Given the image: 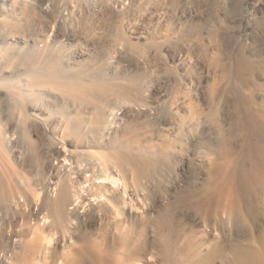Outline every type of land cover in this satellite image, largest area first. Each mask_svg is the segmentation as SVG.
Wrapping results in <instances>:
<instances>
[{
  "label": "bare ground",
  "instance_id": "1",
  "mask_svg": "<svg viewBox=\"0 0 264 264\" xmlns=\"http://www.w3.org/2000/svg\"><path fill=\"white\" fill-rule=\"evenodd\" d=\"M21 1L0 0V103L15 111L30 107L45 124L44 98L72 101L91 105L97 119L111 122L120 112L107 106L109 93L120 110L149 115L157 128L132 119L106 148L122 152L124 165L117 152L113 160L102 159L97 175L79 182L59 175L36 189L9 156L14 148L24 151L22 122L16 116L7 123L0 106V264H180L204 245L206 252L193 264H264V227L253 230L264 220V55H248L241 47L220 50L219 25L203 32L199 23H168L157 39L135 38L145 42L134 52L143 69L133 86L106 89L111 79L100 77L94 93L69 80L59 42L31 43L18 31ZM141 1L128 8H141ZM160 8L181 14L173 3ZM114 39L130 45L122 34ZM165 46L176 47L177 65L168 64ZM18 51L23 59L16 63ZM35 65L44 67L35 71ZM158 82L159 98L148 105L145 93ZM179 168L194 178L176 173V185H169ZM22 201L32 209L27 219L17 215ZM88 210L92 215L73 237V216ZM113 227L120 236L113 237ZM51 234H60L59 256L50 251Z\"/></svg>",
  "mask_w": 264,
  "mask_h": 264
},
{
  "label": "rangeland",
  "instance_id": "2",
  "mask_svg": "<svg viewBox=\"0 0 264 264\" xmlns=\"http://www.w3.org/2000/svg\"><path fill=\"white\" fill-rule=\"evenodd\" d=\"M131 1L22 0L21 4L23 6L20 4L21 7H19L17 17L21 18L23 29L21 28L18 31L23 32L32 41L31 43L38 44L40 40L59 42L58 44L64 52L63 69L69 80L81 88H86V90L89 88L91 89L90 92L95 91L96 93H99L97 87L103 77L107 78V81L112 80L108 81L110 83H107L106 80L103 81V83H107L106 86H109L106 89L118 87L125 90L129 86H133V83H136L134 81L137 79L135 77L143 69V65L137 63L136 60L138 53L134 52L140 49L145 42L144 40L137 41L135 38L147 35L150 40L157 39L159 31L168 23L173 27L199 23L198 25L202 26L203 32L211 25L216 24L222 28L220 33L222 36H220L221 40L218 46L220 50L225 52L232 48L241 47L248 55L253 54L257 57L264 55V40L261 37L264 36V0H155V2L152 0L153 2L150 1V3L143 0L139 9L136 7L128 8ZM164 3L176 5L181 12L180 16H173L169 13L170 11L161 13L160 7ZM54 20L57 22L55 23ZM118 33L126 37L130 43L129 46H122L115 41L114 36ZM4 34L2 36V33H0V41ZM19 52L14 54L16 63L23 59L22 54H19ZM162 53L167 57L169 65H177L176 59L181 58L176 47L173 46H165ZM150 59L155 63L162 60H157V58L154 60L152 57ZM43 67L35 65L34 70L38 71ZM196 69L199 72H197L200 75L199 77L204 76L198 68ZM96 80L99 81L96 82ZM114 81L116 85L113 84V86ZM160 83L153 84L152 88L147 89L145 96L148 105H154L155 101L158 100L159 91L161 92L158 86ZM103 94L104 92L100 93L101 96ZM105 97L110 100L107 106L110 109L116 107V110L120 112V115L112 120L113 122H109L104 117H98L99 119H97L93 114L91 105H79L72 101L65 100L62 102L54 98V100L48 97L44 98L42 102L46 111L43 114L47 119L45 124L37 120L38 113L30 107L15 111L16 108L11 107V104L0 103L1 110L3 106L6 108L1 112L4 113L3 117L8 119L6 120L7 123L11 118L13 120L17 117L19 118L15 120L19 124L20 121L22 122L19 133L22 134L21 140L23 139L24 151L21 154L20 149L14 148L9 156L18 170L28 177V181L33 187L37 189L41 188L42 185H49L56 176H63L64 174H68L73 182L83 181L86 177L90 178L91 173L97 175L99 172L98 164L101 163L102 159L106 157L107 161L113 160V154L118 155L120 152L116 150L113 153V151L106 150V148L114 143L113 138L115 135L119 137L125 134L127 123L132 119L138 123L149 121L155 129L157 128V125L148 117L149 115L145 117L134 113L131 116L128 110H120L119 104L109 93ZM59 120L64 122L60 124V128H57L54 125ZM20 130L22 131L20 132ZM19 142L18 145H22ZM30 143L34 147H29ZM120 153L122 154V152ZM117 157L118 163L124 165L123 154H119ZM176 173L179 176L182 174L183 179L194 178L190 174L184 173L182 168L173 170V174L167 180L171 186L176 185L174 180ZM50 189L54 193L53 188ZM23 202L20 203L21 207L16 213L27 219L32 209ZM149 212L152 213V216L155 214L154 211ZM91 215L92 212L88 210L84 214L79 213L73 216V226L71 225V235L73 237H76L78 230H83V223ZM263 227L264 220L261 218L260 222L253 227L254 233L258 234ZM238 229L243 231L246 226L240 225ZM111 232L113 237L121 235L114 227ZM227 233L225 232V235ZM51 235L50 251L53 252L52 255L56 253L59 256L62 252L60 234ZM123 238H119L118 241L121 242ZM207 247L206 245L202 246L201 250L203 249V251L192 250L189 253L192 259L188 261H184L183 254L179 253L178 259L182 258L180 264H193V261L206 252Z\"/></svg>",
  "mask_w": 264,
  "mask_h": 264
}]
</instances>
